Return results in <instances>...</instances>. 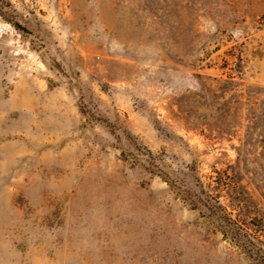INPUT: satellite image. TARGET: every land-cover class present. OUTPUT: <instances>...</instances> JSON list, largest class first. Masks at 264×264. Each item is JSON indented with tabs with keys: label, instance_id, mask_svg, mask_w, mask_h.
<instances>
[{
	"label": "rangeland",
	"instance_id": "obj_1",
	"mask_svg": "<svg viewBox=\"0 0 264 264\" xmlns=\"http://www.w3.org/2000/svg\"><path fill=\"white\" fill-rule=\"evenodd\" d=\"M215 170L264 216V0H0V264H251Z\"/></svg>",
	"mask_w": 264,
	"mask_h": 264
},
{
	"label": "trees",
	"instance_id": "obj_2",
	"mask_svg": "<svg viewBox=\"0 0 264 264\" xmlns=\"http://www.w3.org/2000/svg\"><path fill=\"white\" fill-rule=\"evenodd\" d=\"M149 169L161 175V178L171 187L175 186L160 170L153 167ZM214 173L215 175L210 176L206 186L198 183L197 191L189 188L184 190V199L192 208L199 210L221 234L223 240L239 250L251 264H264V216L261 214L243 216L235 213L236 210L255 209V207L247 206V200L242 201L238 198V195L242 196L244 190L237 188L226 171L215 170ZM210 189L214 194L210 193ZM227 190L235 193L234 196L230 194L232 198L230 208L220 202L219 193L221 191L228 193ZM243 198L245 199V196Z\"/></svg>",
	"mask_w": 264,
	"mask_h": 264
}]
</instances>
